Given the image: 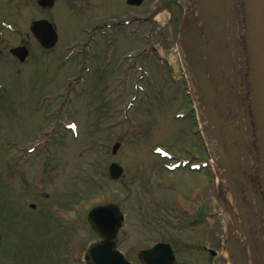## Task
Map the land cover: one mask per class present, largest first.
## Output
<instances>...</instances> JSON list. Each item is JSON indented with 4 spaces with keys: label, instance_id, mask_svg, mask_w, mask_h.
Instances as JSON below:
<instances>
[{
    "label": "rangeland",
    "instance_id": "rangeland-1",
    "mask_svg": "<svg viewBox=\"0 0 264 264\" xmlns=\"http://www.w3.org/2000/svg\"><path fill=\"white\" fill-rule=\"evenodd\" d=\"M7 1L13 7L9 11L0 0V18L22 28L25 36L15 38L25 41L40 12L33 0ZM152 5L151 0L141 11ZM113 9L111 4L98 5L79 15L80 22L70 9L68 20L57 15L64 40L57 53L66 40L74 39L85 18ZM182 14L180 7L179 20ZM168 28L154 42H146L143 64L151 84L146 92L133 89L138 73H130L131 63L117 57L108 61L111 67L103 68L102 77L97 72L104 57L89 58L92 71L82 86L78 59L62 63L57 53L43 54L34 46L33 58L24 65L7 53L0 56V264H85L84 252L97 239L87 216L95 206L109 202L127 216L122 230L129 238L126 247L146 242L140 235L143 228H150L143 232L152 240L155 229L167 237L193 232L183 223V212L162 205L169 195L162 189L164 183L185 194L191 177L186 170L166 171L164 166L174 165L170 159L186 158L188 152L206 158L197 127L191 119L177 117L180 111L188 114L191 103L176 53L178 35ZM132 41L118 45L117 56L142 48V42ZM68 76L77 78L71 87L66 86ZM117 142L121 147L114 155ZM157 147L161 156L152 152ZM114 162L124 169L119 180L109 174ZM218 179L215 175L214 191ZM220 228L211 219L212 238Z\"/></svg>",
    "mask_w": 264,
    "mask_h": 264
},
{
    "label": "water",
    "instance_id": "water-1",
    "mask_svg": "<svg viewBox=\"0 0 264 264\" xmlns=\"http://www.w3.org/2000/svg\"><path fill=\"white\" fill-rule=\"evenodd\" d=\"M180 2L179 46L226 191L232 262L264 264V0ZM35 30L45 47L56 43L50 22H38ZM119 148L117 143L113 153ZM122 173L111 165L112 178ZM88 219L104 241L90 246L87 264H129L113 242L122 226L118 207H96Z\"/></svg>",
    "mask_w": 264,
    "mask_h": 264
},
{
    "label": "flooded vegetation",
    "instance_id": "flooded-vegetation-1",
    "mask_svg": "<svg viewBox=\"0 0 264 264\" xmlns=\"http://www.w3.org/2000/svg\"><path fill=\"white\" fill-rule=\"evenodd\" d=\"M4 1L10 11V6L13 7L12 3L7 0ZM58 1L60 0L55 1L53 7L39 8L38 17L33 19L31 23L33 24L39 20H49L57 30V15H60V18L68 17V20L67 11L69 9L71 10L70 15H75L80 22L82 17H79V15L84 14L88 9L98 5L111 4L114 6L113 10L100 13L97 17L85 18L78 34L72 36L82 39L78 44V48H81V50L77 51L78 53H90L87 56L92 54L96 58L101 56L104 59L110 58L116 51H120L118 45L122 43L126 45L135 39L142 42V48L139 49L140 56H142L146 52L147 39L150 38V41H154L156 35L162 32L166 26L169 27L171 35L178 33L179 0H152L153 5L145 12L141 10H145L146 4L151 0H61L64 3V7L58 5ZM59 6L60 8L58 9ZM56 10L57 12H55ZM5 23H10L12 26L17 25L8 19L0 18V45L3 47L0 49V56H4V53H7L15 58L24 55L26 51H28V55L31 54L33 52L31 40L37 43L40 47L37 46V48L41 52L57 50L64 42L59 37L57 44L52 49L46 50L42 48L36 40L37 37L31 31L27 34V40L18 41L15 38V36H19L18 33L15 30L6 28L8 25ZM72 40H66L65 46L69 47ZM173 40L174 37L170 39V41ZM89 45L91 49L88 52ZM3 49L8 52H3ZM203 150L206 158L201 159L197 153L191 156V164H203L198 170H190L192 177L187 179L189 183L185 194L178 190L176 195H172L169 193V189H174L175 185H162V189L163 187L167 188L163 189V191L166 190L169 193V195H166V204L163 203L162 205L183 212L186 216L183 223L186 224V228L192 229L193 232L179 233L180 235L172 233L167 237L161 234L159 229H155L157 236H155L153 241L146 237L143 232V230H150V228H143L140 235L144 234L143 239L146 242L134 243L131 244L132 246L126 247V240H129V238L126 233L120 231L115 240L130 264H231V257L228 254V244L226 242V229L221 226L220 230L215 232L212 238L211 216L212 212L217 208L214 210L212 208L209 178L210 154L206 148H203ZM205 163H207V167H204ZM205 192L206 195L204 194ZM200 198L202 200L198 202ZM217 221L219 224L222 223L219 219L215 220V222ZM197 230H200V232H195ZM99 240L100 237L97 234L95 241ZM159 244L163 246L156 252L149 253L151 249ZM110 262L114 263V260H110Z\"/></svg>",
    "mask_w": 264,
    "mask_h": 264
}]
</instances>
